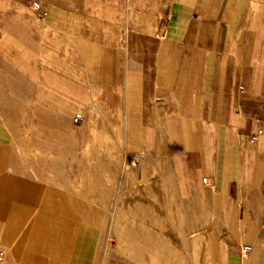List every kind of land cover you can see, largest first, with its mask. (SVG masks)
I'll use <instances>...</instances> for the list:
<instances>
[{"label":"crops","instance_id":"obj_1","mask_svg":"<svg viewBox=\"0 0 264 264\" xmlns=\"http://www.w3.org/2000/svg\"><path fill=\"white\" fill-rule=\"evenodd\" d=\"M92 118L172 186L164 199L196 209L200 224L207 215L240 264H264V0H0V129L29 135ZM9 184L0 181V218L25 197ZM81 203L51 198L36 213L65 219L27 229L40 262H82L71 220ZM119 229L118 244L136 242L134 228ZM3 239L15 240L8 226Z\"/></svg>","mask_w":264,"mask_h":264},{"label":"rangeland","instance_id":"obj_2","mask_svg":"<svg viewBox=\"0 0 264 264\" xmlns=\"http://www.w3.org/2000/svg\"><path fill=\"white\" fill-rule=\"evenodd\" d=\"M58 125L43 130L36 125L29 135L0 129V181L6 177L8 187L25 196L0 218V253L4 252L0 264H49L40 262L43 251L38 256L29 252L34 239L28 238L27 229L34 221L40 228L47 223H63L64 216L56 210L52 216H35L40 209L45 211V203L51 198L62 208L63 202H82L77 215L71 207L80 242L84 234L87 238L86 247L78 242L74 250L76 261H82L79 264L85 260L91 262L87 264H120V258L125 264H140V260L156 261L153 264H240L223 245V233L212 231L207 215L204 225L200 224L197 220L203 216L193 214L196 209L180 200L164 199L165 193L173 191L172 186L160 178L147 177L139 164L132 162L123 151L116 127L101 118L79 126L64 119ZM89 175L94 191L92 199H84L83 182ZM155 194L163 198H150ZM186 211L188 216L181 215ZM91 224L92 239L98 245L93 249L88 245ZM6 226L14 232L13 242L3 239ZM122 226L135 229L136 242L125 239L124 244H118L117 231Z\"/></svg>","mask_w":264,"mask_h":264},{"label":"built area","instance_id":"obj_3","mask_svg":"<svg viewBox=\"0 0 264 264\" xmlns=\"http://www.w3.org/2000/svg\"><path fill=\"white\" fill-rule=\"evenodd\" d=\"M35 8L39 9V5L38 4H35ZM240 90L241 91H244V88L243 87H240ZM80 119H81V117L78 116L77 117V121H79ZM256 139H257V137H254L253 138V140H256ZM133 161L135 163H137V164L140 163L139 156H135L134 159H133ZM252 249L253 248L251 246H245V247H243L242 251H243L244 254H248V253H250L252 251ZM2 259H3V253H0V260H2Z\"/></svg>","mask_w":264,"mask_h":264}]
</instances>
